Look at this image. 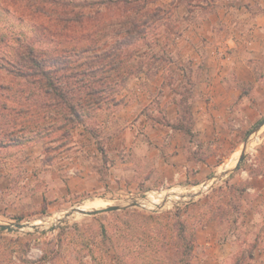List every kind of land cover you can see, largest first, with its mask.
I'll return each instance as SVG.
<instances>
[{
	"label": "rangeland",
	"instance_id": "rangeland-1",
	"mask_svg": "<svg viewBox=\"0 0 264 264\" xmlns=\"http://www.w3.org/2000/svg\"><path fill=\"white\" fill-rule=\"evenodd\" d=\"M68 1L88 13H94L98 9L107 11L105 4L107 1L120 2L121 5L128 1L130 6L147 3L149 8H161L164 18L152 28L149 42L142 48L145 55L141 60L146 69L150 70L146 74L147 77L158 82L161 80L160 77L168 72L169 77H176H174L176 80H172L174 85L184 80V74L191 76L194 83L203 81L207 77L203 72V65H198L199 59L187 55L177 43L176 37L184 34L190 27L189 19L193 21L195 16H203L216 0ZM33 34V23L30 20L22 19L15 12H7L0 6V36H5L7 39L5 43L8 44L9 40L12 43V40L18 37L21 40L25 37L30 39ZM5 43L0 41V48H6ZM235 81L237 82L234 78ZM2 82H11V74L6 68L0 69V83ZM181 83L184 84L185 81ZM238 85L241 88V97L253 96L256 103L253 104L252 99H243L229 108L225 107L224 115L220 119L223 124L215 129L216 132L206 139L207 141H196V149L190 150L193 156L205 163L210 161V168L199 170L198 177L194 179H182L173 184L159 182L146 184L143 177L146 174L137 168L133 169V165L127 164L135 161L133 153L127 146L122 147V144L115 140L118 130L108 124V120L113 119L115 108L99 111L95 121L92 120L89 126L75 127L70 144L50 153H46L44 148L49 144L57 146L58 143L52 140L54 134L48 132L36 134L32 139V135L17 130V134L23 136L20 137L22 140L7 149L0 147V164L9 163L10 165L12 160H21L22 169L17 173L14 188L7 192L9 194L0 193V198L5 196L7 199L9 196L17 200V196L23 195L24 200L19 202L16 208L9 209L7 206L0 205V223H31L43 220L46 224H36L39 225L37 230L33 228L19 231L0 229V264H116V258L133 260L132 257L121 255L123 252L120 247L119 253L106 240L105 232L107 230L110 232L111 224L121 221L120 225H126L128 218L132 221L131 215L123 214L125 211L166 214L169 217L164 218L165 220H177L178 218L173 214L174 210L176 207L184 208L186 204H189V208L181 212L180 218L184 219L190 230L194 229L195 232L196 242L192 255L195 264H210L205 259L207 253L204 242L211 240L220 242L229 240L234 245L230 255L232 258L222 259L217 264H229L236 257L246 256L251 250L254 256L255 247H261L264 250V190H262V187L264 188V124L259 126L264 120V76L258 88L243 83ZM126 88L127 85L121 92ZM170 92H172L171 89ZM214 127L217 128L215 125ZM85 132L91 133L90 136L86 137ZM100 146L105 148V155L100 150ZM30 150L34 153H30ZM35 152H42L43 160L50 155L54 156V159L59 156L86 159L87 165L94 170L101 183L100 188H91L85 194H71L62 199L59 196L53 200L42 201V193H35L33 187L31 191L29 187L32 184L31 181L26 183L25 178L21 180L24 167L28 165L26 158L29 154L34 155ZM242 155H244L242 161L237 166ZM227 164L228 167L225 168ZM111 166H113L112 170ZM146 171L149 172V170ZM42 180L38 181L37 188L43 191ZM32 181L37 182L35 178H32ZM202 185H207V188L198 189L196 192H202L193 193V187ZM177 188L189 190L193 196L190 194L174 203H163L160 208L151 205L149 197H157L159 194ZM96 198L109 201L110 204L121 205H126L137 198L142 205L123 207L94 215L72 213L67 216L72 208ZM206 226L212 227V232ZM199 230L204 232L200 236V241L197 237ZM213 232L214 235H210ZM169 233L174 239L173 227L170 228ZM170 247L172 248L167 251L168 258L163 255V259L155 257L151 261L139 264H175L179 254L175 251L173 244ZM253 261L249 263L248 260H243L241 264H254Z\"/></svg>",
	"mask_w": 264,
	"mask_h": 264
},
{
	"label": "trees",
	"instance_id": "trees-1",
	"mask_svg": "<svg viewBox=\"0 0 264 264\" xmlns=\"http://www.w3.org/2000/svg\"><path fill=\"white\" fill-rule=\"evenodd\" d=\"M105 4L107 11L88 13L68 0H0L5 11L30 20L34 32L30 39L18 37L8 44L5 36H0L6 44L0 48V69L6 68L11 74L10 83H0L1 148L22 140L17 130L31 138L54 134L52 140L58 144L47 145L46 153L67 147L75 127L87 126L99 111L115 108L129 80L142 72L148 74L150 70L141 60L145 55L142 48L148 44L152 28L164 18L161 8H149L147 3L130 6L128 1ZM174 77L165 74L179 106V118L172 126L193 136L195 83L184 74V80L174 85ZM163 119L157 121L167 122ZM100 150L105 155L103 146ZM54 158L50 155L44 161L51 163ZM188 208L189 204L176 207L173 214L178 219L173 221L165 220L169 217L166 214L125 211L123 214L131 215L132 221L128 218L126 225L114 222L105 234L113 249L120 253V247L121 255L133 260L116 258L115 263L139 264L155 257L163 259V255L168 258L173 244L179 254L175 264H195V232L180 218ZM171 227L174 239L169 233ZM241 257L229 264L243 260L251 263L253 250Z\"/></svg>",
	"mask_w": 264,
	"mask_h": 264
},
{
	"label": "crops",
	"instance_id": "crops-1",
	"mask_svg": "<svg viewBox=\"0 0 264 264\" xmlns=\"http://www.w3.org/2000/svg\"><path fill=\"white\" fill-rule=\"evenodd\" d=\"M189 22L190 27L184 34L176 37L177 43L187 55L199 59L198 65H203L207 76L194 86V136L172 126L179 118V106L165 76L157 82L145 72L129 80L127 88L118 95L120 103L115 107L113 119L108 120V124L118 130L115 140L133 153L135 161L127 164L146 174L143 176L146 184H173L182 179H194L201 170L210 168V161L205 163L190 150L196 149V141H207L223 124L220 119L225 107L243 99H252L255 104L253 96L241 97L238 83L258 88L264 76V0H216L203 16H195ZM159 117L167 122L157 121ZM90 134L86 133V137ZM43 159L42 152L29 154L21 177L26 183L31 181V191L33 187L35 193H42V201L100 188L101 183L86 159L59 156L51 163ZM20 162L12 160L10 165L0 164V193L14 188L17 173L22 169ZM32 178L37 182L33 183ZM40 179H43V191L37 188ZM7 197L0 198V205L9 209L24 200L23 195L17 196V200ZM206 228L212 232V227ZM203 233L198 231V241ZM233 246L229 240L204 242L205 259L210 264L231 259ZM254 256V264H264L261 247H255Z\"/></svg>",
	"mask_w": 264,
	"mask_h": 264
},
{
	"label": "bare ground",
	"instance_id": "bare-ground-1",
	"mask_svg": "<svg viewBox=\"0 0 264 264\" xmlns=\"http://www.w3.org/2000/svg\"><path fill=\"white\" fill-rule=\"evenodd\" d=\"M228 167V164L225 166V168ZM207 188V185H202L201 187H193V193H199L202 191H198L196 192V190H205ZM192 194L191 192L185 191L183 189H173V190H168L167 192H164L162 194H159L157 197L156 196H151L150 199V203L152 206H159L163 203H174L182 198H184L185 196H188ZM110 202L109 201H105L104 199H93V200H87L85 202H83L82 204L76 206V208H81L83 210H91V209H98V208H102L105 207L107 205H109ZM74 214H80L79 212H76ZM59 218V217H58ZM63 218V217H62ZM61 218V219H62ZM49 221V220H48ZM33 225L35 224H46V221L44 222L43 220H39V221H35V222H31ZM50 223V222H49ZM48 224V223H47ZM51 224V223H50ZM47 226V225H46ZM48 227V226H47Z\"/></svg>",
	"mask_w": 264,
	"mask_h": 264
},
{
	"label": "water",
	"instance_id": "water-1",
	"mask_svg": "<svg viewBox=\"0 0 264 264\" xmlns=\"http://www.w3.org/2000/svg\"><path fill=\"white\" fill-rule=\"evenodd\" d=\"M264 124V120H262L259 124V126H262ZM244 155H242L238 162H237V166L240 164V162L242 161ZM192 195V194H191ZM193 196V195H192ZM141 201L137 198L132 199L128 204L126 205H121V204H109L106 207H102V208H98V209H91V210H83L81 208H72L69 213L67 214L70 215L72 213L75 212H79L85 215H94L97 213H101V212H110V211H115L118 209H121L123 207H133V206H141ZM158 208L161 207V205L157 206ZM25 228H33L35 230H37L39 228V225H33L30 222H17V223H12V224H8V223H0V229H4V230H8V231H19V230H23Z\"/></svg>",
	"mask_w": 264,
	"mask_h": 264
}]
</instances>
